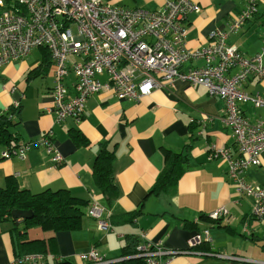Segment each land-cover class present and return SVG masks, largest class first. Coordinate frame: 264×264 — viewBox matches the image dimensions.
<instances>
[{"label": "crops", "instance_id": "0c3cea01", "mask_svg": "<svg viewBox=\"0 0 264 264\" xmlns=\"http://www.w3.org/2000/svg\"><path fill=\"white\" fill-rule=\"evenodd\" d=\"M107 1L120 7L156 11L167 0ZM191 1L198 10L185 17L184 45L196 50L209 44L210 32L227 30L249 0ZM255 8V14L242 27L227 31L226 42L246 57L258 54L263 45L264 0H256ZM202 65V60H191L181 70ZM53 69L43 47L0 65V114L18 103V114L15 113L9 130L12 128L19 141L30 144L23 158L1 157L4 147L0 145V187L12 178L19 187L33 193L67 189L87 203L81 227L52 232L34 226L27 228L23 236V220L17 224L11 217L2 220L0 264H11L20 256L18 243L24 238L44 240V264H89L79 255L91 247L107 259L122 258L121 248L127 238L140 241L141 232L146 233L147 243H160L167 252H181L168 254L169 264H264V228L252 216L253 199L237 192L228 177V162L215 157L217 148L229 151L232 157L238 156L231 129L223 121V98L209 95L205 86L189 80H162L161 86L137 100L119 99L112 90L103 89L88 97L79 120L69 117L58 122L55 114L47 111L52 107ZM243 88L250 95H264V79L250 76ZM238 105L249 122H261L264 126V106L254 107L250 102ZM47 133L52 134V144L64 159L57 166L45 148L36 145ZM76 141L81 143L77 145ZM101 144L114 153L112 170L119 189V197L109 207L92 174ZM185 145L189 146L187 167L175 189L170 193H149L164 167L165 153L182 152ZM244 177L253 185L264 186V152L260 164L249 166ZM92 201L110 210L112 229H99L97 219L87 214ZM221 207L228 211L226 220L209 217ZM204 229L209 232L210 243L204 241ZM198 234L202 242L189 246ZM226 236L230 237L229 243L220 245V237ZM236 237L242 243L251 241L255 250L238 253L242 249L236 245ZM210 252L231 253L240 260L207 255Z\"/></svg>", "mask_w": 264, "mask_h": 264}, {"label": "built area", "instance_id": "2783aa9c", "mask_svg": "<svg viewBox=\"0 0 264 264\" xmlns=\"http://www.w3.org/2000/svg\"><path fill=\"white\" fill-rule=\"evenodd\" d=\"M255 1L247 2L227 30L210 32L205 48L191 50L184 45L185 17L198 10L191 0H167L156 11L120 7L107 0H0V65L24 58L33 48H45L54 66L52 107L47 111L54 113L58 122L69 117L79 120L88 97L103 89L112 90L119 99L137 100L161 86L162 80L185 79L205 86L209 95L224 99L223 121L230 127L238 150V156L232 157L229 151L217 148L215 157L228 162L230 181L240 195L253 199L252 216L264 228V186L253 185L244 177L249 166L260 164L264 126L249 122L238 105L250 102L254 107L264 106V95H250L243 88L250 76L264 79V34L261 51L253 57L226 42L228 32L242 27L255 14ZM191 60H202L203 65L181 70ZM231 70L235 71L230 74ZM51 135L45 134L36 145L43 146L57 166L64 159ZM29 146L11 141L1 157L23 158ZM87 214L97 219L99 229H112L110 210L96 201L90 203ZM209 217L226 220L228 211L221 207ZM203 236L211 242L207 229ZM139 237L134 256L145 264H169L168 254L181 253L164 251L160 243H147L145 232ZM201 242L198 234L189 246ZM207 255L240 260L216 252ZM43 258V254L21 255L11 264H44ZM79 258L89 264H116L121 259H107L94 247Z\"/></svg>", "mask_w": 264, "mask_h": 264}, {"label": "trees", "instance_id": "16d2710c", "mask_svg": "<svg viewBox=\"0 0 264 264\" xmlns=\"http://www.w3.org/2000/svg\"><path fill=\"white\" fill-rule=\"evenodd\" d=\"M18 107L0 114V145L4 148L11 141L18 142L19 137L9 130L13 117ZM18 114V113H17ZM72 137H74L72 135ZM77 145L81 142L76 141ZM189 146L185 145L182 152H166V161L163 169L153 182L149 193H170L175 189L180 176L187 167ZM114 153L111 149L101 144L93 164V179L98 185L105 204L109 207L119 197V189L115 183L112 170ZM86 202L73 196L67 189L49 190L33 193L19 187L15 179L9 178L4 187H0V221L10 219L13 210H26L31 212V217L23 219V236L29 227L40 226L43 229L58 231H72L81 227L82 217ZM139 241L136 237L127 238L121 248V257L134 256ZM43 239H25L18 243V254H43L45 252ZM128 264H145L142 258H133Z\"/></svg>", "mask_w": 264, "mask_h": 264}, {"label": "rangeland", "instance_id": "374dc122", "mask_svg": "<svg viewBox=\"0 0 264 264\" xmlns=\"http://www.w3.org/2000/svg\"><path fill=\"white\" fill-rule=\"evenodd\" d=\"M10 129L12 131V128H10ZM214 229H217V228H214ZM229 239H230V237H227V236L224 237V238L223 237H220V245L229 243ZM236 240H237L236 241V245H238V247L240 249H242V250L238 251V253H243L245 251H247V252H253L255 250V247H254L255 245L252 244L251 241H246L247 243H242L241 242L242 239H239L238 237H236ZM220 252L227 253L229 251L220 250ZM228 254L230 255L231 253H228ZM225 263H228V262H225Z\"/></svg>", "mask_w": 264, "mask_h": 264}, {"label": "water", "instance_id": "95a60500", "mask_svg": "<svg viewBox=\"0 0 264 264\" xmlns=\"http://www.w3.org/2000/svg\"><path fill=\"white\" fill-rule=\"evenodd\" d=\"M31 217V212L30 211H26V210H13L11 212V218L12 220L16 221V224L18 223V221H21L23 219H27ZM136 258L135 256L132 257H122L120 259V261H123L125 259H133Z\"/></svg>", "mask_w": 264, "mask_h": 264}]
</instances>
